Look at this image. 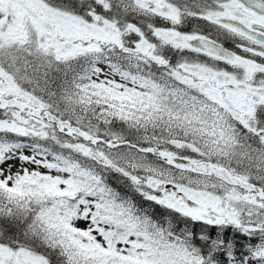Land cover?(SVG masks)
I'll list each match as a JSON object with an SVG mask.
<instances>
[{
  "label": "snow or ice",
  "instance_id": "snow-or-ice-1",
  "mask_svg": "<svg viewBox=\"0 0 264 264\" xmlns=\"http://www.w3.org/2000/svg\"><path fill=\"white\" fill-rule=\"evenodd\" d=\"M0 264H264V0H0Z\"/></svg>",
  "mask_w": 264,
  "mask_h": 264
},
{
  "label": "rangeland",
  "instance_id": "rangeland-1",
  "mask_svg": "<svg viewBox=\"0 0 264 264\" xmlns=\"http://www.w3.org/2000/svg\"><path fill=\"white\" fill-rule=\"evenodd\" d=\"M83 226V225H82Z\"/></svg>",
  "mask_w": 264,
  "mask_h": 264
}]
</instances>
